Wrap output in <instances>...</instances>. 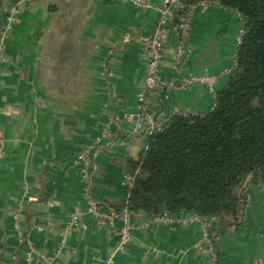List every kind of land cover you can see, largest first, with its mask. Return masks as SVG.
Listing matches in <instances>:
<instances>
[{
	"label": "crops",
	"instance_id": "1",
	"mask_svg": "<svg viewBox=\"0 0 264 264\" xmlns=\"http://www.w3.org/2000/svg\"><path fill=\"white\" fill-rule=\"evenodd\" d=\"M0 0V26L7 9L16 21L3 43L0 63V264H210L196 249L205 242L203 223H172L131 213L132 240L85 216L72 229L74 211L88 208L85 185L73 159L87 145L98 151L92 194L105 204L127 199L130 161L147 149L139 97L145 89L150 38L166 13L161 65L178 83L175 20L178 0ZM245 22L218 3L197 10L186 47L184 74L217 80L215 93L202 83L150 96L145 112L163 113L162 129L178 111L206 115L235 66ZM258 180L240 225L222 229L218 264L264 259V185ZM120 225V224H119Z\"/></svg>",
	"mask_w": 264,
	"mask_h": 264
},
{
	"label": "trees",
	"instance_id": "2",
	"mask_svg": "<svg viewBox=\"0 0 264 264\" xmlns=\"http://www.w3.org/2000/svg\"><path fill=\"white\" fill-rule=\"evenodd\" d=\"M185 9L218 3L245 22L236 63L206 115L177 114L149 135L130 161L127 199L106 202L118 214H197L222 229L240 225L250 177L264 181V0H179ZM177 22V19L175 20Z\"/></svg>",
	"mask_w": 264,
	"mask_h": 264
},
{
	"label": "built area",
	"instance_id": "3",
	"mask_svg": "<svg viewBox=\"0 0 264 264\" xmlns=\"http://www.w3.org/2000/svg\"><path fill=\"white\" fill-rule=\"evenodd\" d=\"M179 1V0H178ZM134 4L138 7H150L146 0H134ZM180 3V1H179ZM181 4V3H180ZM182 6V4H181ZM183 13L181 16L177 17V22H175L174 29L179 38V46L176 52V74L181 75V80L176 83L171 80H167L161 71V65L165 56V49L163 46V36L164 27L166 23V13H162L153 35L148 38L145 42L146 52H147V66L145 72V89L140 94L138 110L143 114V125L136 129L133 134H148L150 135L154 131H161L163 113L150 114L145 112V105L150 96L154 95L160 89L167 92L186 88L196 83H202L209 87L210 91L215 93L217 87V80L214 77L208 75H186L184 74V68L187 65L188 59L192 50L186 47L187 39L191 33L193 17L197 10H207L209 8V2H200L196 5L185 9L183 6ZM16 9H7L6 17L0 26V37L2 41L5 39L8 31L14 25ZM239 15V14H238ZM242 36L239 38V43L241 42ZM3 43H0V63L4 61L3 59ZM236 63V56H235ZM177 114H184L180 111ZM176 114V115H177ZM97 149L94 145H87L82 150L79 151L77 156L73 159V166L77 168L78 174L83 181L85 188L84 194L87 200L88 208L83 211L80 207H77L74 211L73 220L71 222L72 229H78L83 227V219L85 216L92 217L96 224L100 227H105L112 233L119 234L121 237L120 248L125 249L130 241L132 240L134 226L129 222V215L131 213L125 211L123 214H118L112 207L101 204L97 202L92 194L93 184L92 178L93 173L96 168V156ZM126 186L131 187L132 182L127 179ZM246 188L244 190V196L247 197V207L250 204V196L246 195ZM247 207L245 211L247 210ZM171 214H165L161 217L164 223H172ZM215 221V218H204L197 214H190L184 219H180L179 222L182 224H194L203 223L206 228L205 242L198 243L196 249L207 255L210 259V264H218L219 255L218 249L213 242L211 236V223ZM120 224V225H119ZM217 240V238H216ZM254 264H264V259H258Z\"/></svg>",
	"mask_w": 264,
	"mask_h": 264
},
{
	"label": "rangeland",
	"instance_id": "4",
	"mask_svg": "<svg viewBox=\"0 0 264 264\" xmlns=\"http://www.w3.org/2000/svg\"><path fill=\"white\" fill-rule=\"evenodd\" d=\"M258 180L259 179H257V178L250 177L249 180H248V182H247L246 195H249L250 196V199H249L250 201H251V189H250V187H254V185L256 184V182ZM252 183H254V185H252ZM263 185H264V183H262V182H260V184H258L259 187H263ZM248 207H247V210L246 211H248ZM246 211H244L245 213H244V215L242 217L241 222L243 221V219H244V217H245V215L247 213Z\"/></svg>",
	"mask_w": 264,
	"mask_h": 264
}]
</instances>
